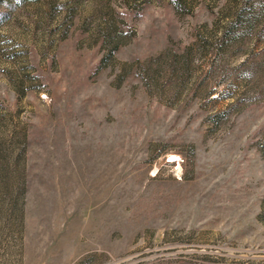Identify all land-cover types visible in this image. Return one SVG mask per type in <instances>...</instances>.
Returning <instances> with one entry per match:
<instances>
[{
	"label": "rangeland",
	"instance_id": "obj_1",
	"mask_svg": "<svg viewBox=\"0 0 264 264\" xmlns=\"http://www.w3.org/2000/svg\"><path fill=\"white\" fill-rule=\"evenodd\" d=\"M0 264H264V0H0Z\"/></svg>",
	"mask_w": 264,
	"mask_h": 264
}]
</instances>
